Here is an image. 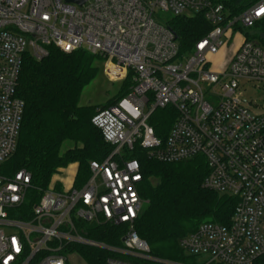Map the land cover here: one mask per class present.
Returning a JSON list of instances; mask_svg holds the SVG:
<instances>
[{"label":"built area","instance_id":"obj_1","mask_svg":"<svg viewBox=\"0 0 264 264\" xmlns=\"http://www.w3.org/2000/svg\"><path fill=\"white\" fill-rule=\"evenodd\" d=\"M201 15L212 27L188 54L175 33L156 20ZM264 19V0L236 16L215 0H0V166L16 151L25 102L17 96L24 56L48 57V47L65 53L85 50L101 58L110 81L132 73L129 92L95 113L91 123L112 147L102 162L90 163L83 188L41 190L24 216L32 187L26 170L0 175V264H68L65 251L85 245L135 260L157 261L135 231L143 209L138 189L140 162L206 161L203 187L237 200L229 225L205 223L180 240L205 264H254L264 257V113L241 95L246 83H264V47L242 31ZM240 41L225 70L213 71L211 57L234 38ZM171 111L174 123L163 138L152 122ZM26 216V215H25ZM86 225H126L123 246L86 238ZM106 264H134L108 258Z\"/></svg>","mask_w":264,"mask_h":264},{"label":"trees","instance_id":"obj_2","mask_svg":"<svg viewBox=\"0 0 264 264\" xmlns=\"http://www.w3.org/2000/svg\"><path fill=\"white\" fill-rule=\"evenodd\" d=\"M236 16L260 0H215ZM167 26L175 33L180 54L190 53L196 43L212 29L201 15L173 17ZM245 36L264 47V19ZM49 55L37 61L24 56L19 75L17 96L25 102V110L15 153L0 166V175L12 177L26 170L32 187L24 204L25 218L38 203L41 190L61 191L52 186L56 177L69 167L76 168L72 188L81 189L90 177V163L102 162L112 152L100 132L91 123L96 107L81 106L83 91L97 78L101 58L85 50L65 53L54 46ZM132 86L129 73L118 98ZM105 109V108H104ZM171 111H160L152 122L156 134L165 138L174 123ZM70 144L65 148V145ZM140 162L142 181L139 195L144 205L135 222V231L149 246V255L157 261L135 260L85 245H71L65 254H78L88 264H106L108 258H119L134 264H196L195 256H187L180 240L205 223L229 225L237 200L203 187L208 174L206 161L197 157L180 163H161L148 159L138 147L130 155ZM26 215V216H25ZM83 235L108 247L123 246L126 225L103 226L80 224ZM217 264V263H211ZM254 264H264V257Z\"/></svg>","mask_w":264,"mask_h":264},{"label":"rangeland","instance_id":"obj_3","mask_svg":"<svg viewBox=\"0 0 264 264\" xmlns=\"http://www.w3.org/2000/svg\"><path fill=\"white\" fill-rule=\"evenodd\" d=\"M156 20L167 23L169 19L173 18L171 14L158 13L155 16ZM240 38L237 36L234 38L231 44L227 45L222 49L218 55L209 58L211 62V68L213 71L221 72L225 70L229 58L233 54L236 46L239 44ZM99 74L97 78L83 91L80 105L81 106H94L96 107L95 113L106 108L113 101L118 98V94L122 89L124 81H110L105 74V64L104 62L98 63ZM241 95L251 101L253 106L254 113H264V83L251 82L246 83L244 88L241 90ZM70 144L65 145L69 147ZM76 168L74 166L69 167L62 174L55 178L52 186L60 185L62 189H68L74 185V176ZM187 256L189 254L186 253ZM68 264H88L84 258L78 254H69ZM196 264H205L206 257H195Z\"/></svg>","mask_w":264,"mask_h":264},{"label":"water","instance_id":"obj_4","mask_svg":"<svg viewBox=\"0 0 264 264\" xmlns=\"http://www.w3.org/2000/svg\"><path fill=\"white\" fill-rule=\"evenodd\" d=\"M68 3H76L78 5H83L87 0H66Z\"/></svg>","mask_w":264,"mask_h":264},{"label":"crops","instance_id":"obj_5","mask_svg":"<svg viewBox=\"0 0 264 264\" xmlns=\"http://www.w3.org/2000/svg\"><path fill=\"white\" fill-rule=\"evenodd\" d=\"M236 49V48H235ZM235 51V50H234Z\"/></svg>","mask_w":264,"mask_h":264}]
</instances>
